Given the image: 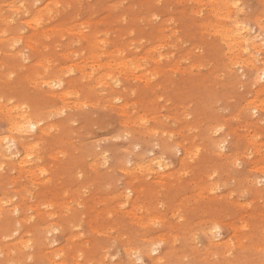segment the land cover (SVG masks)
<instances>
[{"label": "rangeland", "instance_id": "374dc122", "mask_svg": "<svg viewBox=\"0 0 264 264\" xmlns=\"http://www.w3.org/2000/svg\"><path fill=\"white\" fill-rule=\"evenodd\" d=\"M192 1L0 0V144L9 116L39 127L21 170L0 155V264H264V195L248 188L264 187V91L202 25L233 23ZM224 1L259 46L240 56L263 67L264 0Z\"/></svg>", "mask_w": 264, "mask_h": 264}, {"label": "bare ground", "instance_id": "6f19581e", "mask_svg": "<svg viewBox=\"0 0 264 264\" xmlns=\"http://www.w3.org/2000/svg\"><path fill=\"white\" fill-rule=\"evenodd\" d=\"M192 1V0H191ZM195 1H198L197 3H199V1L200 0H195ZM194 1V2H195ZM208 1V0H207ZM189 2H190V0H189ZM204 2V1H203ZM209 2V1H208ZM191 3V2H190ZM192 3H193V1H192ZM194 6V5H193ZM192 7V6H191ZM227 7V2L226 1H224V0H220V1H218V0H212V2H211V6H210V10H211V12H212V15H214L215 17H216V19H221V17H223V18H225V19H223V20H228L230 23H233V26H226V24L224 25V23L221 25V24H219V23H214L213 24V22L212 21H207V22H204L202 25L203 26H207V28L208 27H213L212 29H214L215 30V32L217 33V35H216V33H215V35L216 36H218V37H220V40L219 41H221L222 43H224V46H225V48H226V46L228 47V49L232 52V53H234V55L233 54H231L230 52H228V53H230L231 55H233V56H230V54H227V55H229L230 57H229V62H232L233 64H235V65H239L240 67H242V66H247L248 67V71L250 72V73H252L251 74V79H250V82H251V84H250V86H252V84H254V86H256V89H257V86H258V90L259 91H264V66L262 67H258L257 65H256V60H255V62L254 61H251V60H253V59H251V58H254V56H256L255 54H254V56L253 57H251V58H246V57H242V56H240V53H242L243 51H245L246 53H247V46L248 45H252L253 47H255V48H257L256 46H258V44H256V42L254 41V37H252L250 34L251 33H249L248 31H250L251 29H247L248 28V26H247V28L245 27V25H243V24H245V23H243L242 25L237 21V20H235V19H231V18H229V14H228V10H226V9H224V8H226ZM193 9V8H192ZM208 10H209V8H207ZM207 9H205V10H207ZM224 9V10H223ZM204 10V9H203ZM238 12H240L239 10H237ZM191 12V11H190ZM193 13H194V11H192ZM238 14H240V13H237V15H235V17H237L238 16ZM196 15V14H195ZM233 15V13L231 14V16ZM198 16H199V14H198ZM196 17V16H195ZM214 17V18H215ZM254 18V17H253ZM260 18H261V16H260ZM260 18H258L259 20L258 21H260ZM262 19V18H261ZM206 20H208V19H206ZM254 20H255V18H254ZM220 21V20H219ZM257 21V20H256ZM257 21V23L259 24V22ZM201 22V21H200ZM256 23V25L258 26V24ZM227 24H229V23H227ZM261 24V23H260ZM263 26V25H262ZM261 27V26H260ZM256 28V27H255ZM259 28V27H258ZM262 28V27H261ZM206 29V28H205ZM210 31V30H209ZM212 31V30H211ZM264 31V30H263ZM251 32V31H250ZM255 32V31H254ZM253 34V33H252ZM255 34V33H254ZM260 35V34H259ZM257 36H258V34H257ZM261 36V35H260ZM259 36V37H260ZM263 36V35H262ZM262 38V37H261ZM256 40V39H255ZM259 40V39H258ZM261 41V40H260ZM91 46H94V47H91V49H92V51H93V48H94V50H95V47H96V43L94 42V41H92L91 43ZM262 44V43H261ZM88 46H89V44H88ZM223 46V47H224ZM90 47H89V49H90ZM259 47V46H258ZM250 49H251V47H249ZM89 49L87 48V50L89 51ZM90 49V50H91ZM116 49V48H115ZM228 49H227V51H228ZM240 49H242V50H240ZM260 49V48H259ZM100 50V49H99ZM103 50V49H102ZM117 50V49H116ZM115 50V51H116ZM92 51L90 52V55H91V53H92ZM110 51H114L113 50V48H112V50H110ZM225 51V50H224ZM254 51V50H253ZM256 51H258V49L256 50ZM255 51V52H256ZM101 52V51H100ZM111 52V53H112ZM249 52H250V50H249ZM94 53V52H93ZM92 53V54H93ZM102 54L104 53V50L101 52ZM108 53H110V52H108ZM109 54V55H112V54H114V52L112 53V54ZM244 53V52H243ZM105 54H106V52H105ZM250 54V53H249ZM94 55V56H93ZM92 56H93V58L94 59H96V57H97V59L99 58L98 56H96L95 54H93ZM253 55V54H252ZM107 56H108V54H107ZM160 56V55H159ZM226 56V55H225ZM89 58L91 57V56H88ZM109 57V56H108ZM110 57H112V56H110ZM226 57H228V56H226ZM92 58V59H93ZM216 58H217V55H216ZM257 59V58H256ZM126 60V59H125ZM259 60V58L257 59V61ZM227 61V60H226ZM213 62H214V60H213ZM218 63H220V62H218ZM231 63V64H232ZM263 63V62H262ZM258 64V63H257ZM264 64V63H263ZM119 66H118V68H120V67H122L123 68V71H124V69H125V72H127V68H128V70L129 69H132V67L130 66L131 64L128 62V61H124V60H122L119 64H118ZM109 67L111 66V65H108ZM232 67V66H234V65H229V67ZM112 67V66H111ZM130 67V68H129ZM225 67H227V66H225ZM236 67V66H235ZM107 68V67H106ZM105 68V69H106ZM121 68V69H122ZM109 69H111V68H109ZM108 68L106 69V70H108L109 72H106L107 74H106V79H105V82H107L106 80H108V81H111V76L113 75H110L112 72H110V70H109ZM114 70H116V69H111V71H114ZM124 72V73H125ZM110 77V79H108ZM247 77V76H246ZM248 82V81H247ZM253 86V87H254ZM253 87H251V88H253ZM255 88V87H254ZM255 89V90H256ZM257 92L258 91H256V94H257ZM260 92V93H261ZM255 98H256V96H255ZM247 104H246V106L244 105V107H246L245 109H248L249 111L251 110V111H254V110H257L258 108H259V106L258 105H256L255 104V101L254 100H251V101H249V102H246ZM244 109V108H243ZM247 110V111H248ZM241 113L243 114V112H242V108H241ZM244 111V110H243ZM246 112V111H245ZM250 116V115H249ZM248 117V116H247ZM246 120V119H245ZM37 123H38V120H35L33 117H31V116H29V115H24V114H16V115H13V116H9V125L12 127V131H13V133L12 134H10V136H7V137H4V140H5V142L4 143H1L0 144V155L1 156H6L10 161H13V164H16L17 166H18V168L21 170L22 169V164H24L25 163V160H23L22 159V157L21 158H18V159H15V157L17 156V154L16 153H18L19 151H18V149H17V147H20L21 149H22V151L23 152H26L27 151V149L29 148V142H28V140L26 139L27 138V136H29V135H32V134H36V132L39 130V127L37 126ZM11 129V128H10ZM206 131V130H205ZM214 131H216V128L214 129ZM32 132V133H31ZM213 136V134H212V132L210 133L209 132V136H208V142H207V147H208V149L209 150H211V151H213V152H216V153H219L220 154V156H222L223 154H225V153H222L221 152V150H219V148L221 147V149H224L225 148V146L224 145H222L221 146V144L223 143V141H221V142H218V141H216V140H210V138ZM164 140H166V139H164ZM166 143L167 142H165V141H162V143H161V147L162 148H164L165 147V145H166ZM15 147V149H13ZM169 147H171V148H173L174 147V149H176L177 151H182L183 153H185L186 152V147H183V145L182 144H179V143H173V142H171V143H168V148ZM139 159V158H138ZM141 160V159H140ZM139 160V161H140ZM143 161V160H142ZM142 162L140 161V164H141ZM139 164V163H138ZM262 173L264 174V170L262 171ZM260 181L259 180H253V179H250L249 181H248V188L251 190H253V192H254V194H256L255 192H257L259 195H261L262 193V195H264V187H262V188H260V189H257V184L259 183ZM205 185H206V188H205V190L206 189H208V190H206V191H209V190H212L213 189V185L212 184H206L205 183ZM216 185H218V184H216ZM262 197H264V196H262ZM215 226H217V225H215ZM198 228H201L202 229V225H201V227H198ZM254 230H255V234H254V238L256 237V238H259L258 236L259 235H261V233H259V229L258 228H254ZM189 231V230H188ZM194 231H196L195 229H194ZM194 231H190L191 233L193 232L194 233ZM200 231H202V234H203V238L202 239H204V243H205V249H203L204 251H206L207 253H209V254H211L212 256H214L213 258L215 259V258H220L221 257V249L222 248H220V245H222L223 243H220V241L219 240H217L218 238H217V233H216V230H215V227H204L202 230H200ZM193 233L191 234V236L193 235ZM189 234V233H188ZM198 235V234H197ZM6 236H8V235H6ZM190 236V237H191ZM199 236V235H198ZM250 236V235H249ZM173 237H174V239L175 238H177V235H176V233H174L173 234ZM253 236H251V238H252ZM198 238V237H197ZM217 238V239H216ZM1 239V238H0ZM193 239H194V235H193ZM192 239V242L194 241ZM201 239V238H200ZM199 239V240H200ZM188 240V239H187ZM178 241V240H177ZM255 241V240H254ZM201 242V241H200ZM45 244L46 245H48V243L47 242H45ZM150 244H152V242L151 241H149V244H145L142 248H140V250H141V252H143L145 255H147V256H150L155 250H158V246L157 247H152V246H150ZM167 244V243H166ZM257 244V243H256ZM188 245H190V244H188ZM196 245H197V243H196ZM263 245V244H262ZM225 246H227V244L225 245ZM254 246L256 247V245L254 244ZM257 246L258 247H260L261 245H258L257 244ZM191 248H192V245L190 246ZM201 247V246H200ZM241 247V246H240ZM257 247V249H259ZM197 248H199V246L197 245ZM180 249H182V248H180ZM224 249V248H223ZM190 251L192 250V249H189ZM202 251V250H201ZM170 253H172V252H170ZM168 255H169V251L168 250H166V251H161V252H159L158 254H156V256H155V262L157 263V262H159V261H161L162 259H164V258H167L168 257ZM209 256V255H208ZM127 262H131V260H128ZM214 263L215 264H221V260L219 259V260H217V261H214Z\"/></svg>", "mask_w": 264, "mask_h": 264}]
</instances>
